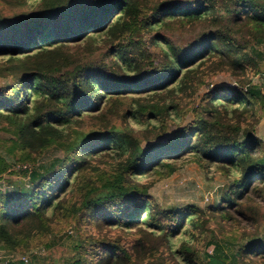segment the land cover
<instances>
[{
    "label": "trees",
    "instance_id": "1",
    "mask_svg": "<svg viewBox=\"0 0 264 264\" xmlns=\"http://www.w3.org/2000/svg\"><path fill=\"white\" fill-rule=\"evenodd\" d=\"M263 43L264 0H0V249L71 233L28 264H264V224L237 249L208 228L264 202ZM194 161L229 181L219 204L158 206L142 180Z\"/></svg>",
    "mask_w": 264,
    "mask_h": 264
},
{
    "label": "rangeland",
    "instance_id": "2",
    "mask_svg": "<svg viewBox=\"0 0 264 264\" xmlns=\"http://www.w3.org/2000/svg\"><path fill=\"white\" fill-rule=\"evenodd\" d=\"M13 10L6 8L5 13H12ZM257 52L260 53L261 69L264 71V43L257 47ZM260 77H256L255 80ZM264 78V77H263ZM218 86L232 85V81L227 77H219L214 82ZM190 118H188V121ZM112 123H122L116 117L110 120ZM255 135L260 138L264 143V114L255 127ZM4 137V134L0 129V138ZM50 154L46 155L45 159H48ZM44 159V160H45ZM208 171V173H206ZM5 179L10 181H20L17 176L4 175ZM145 183H151L149 194L154 202L163 208H181L187 205H195L199 208H205L208 206H216L219 204L221 196L224 194L225 188L229 184L226 178H223L218 170L214 167L211 169H202L197 162H185L184 166L178 171H175L172 175L167 177L163 176L159 178L154 174L148 175L142 180ZM8 186L0 181V189L6 190ZM248 198H252V192L249 191L246 195ZM250 205L254 208L255 213L250 214L245 212L246 215L237 216L232 212H229V216L232 220L222 221L219 218H210L208 228L212 231L217 238L224 242H228L233 245L226 244L227 248L237 249L240 246V234L243 237H248L249 233H253L255 225L264 224V202L261 200L244 202V206ZM254 217V221H252ZM72 234H64L60 238L54 237L48 250L35 251L31 255L40 256L43 262L57 261L59 259L68 257L72 254ZM224 246V245H223ZM209 252L212 250L210 247ZM31 255L18 256L14 254H8L0 249V260L3 262L6 260H27L28 264L31 260Z\"/></svg>",
    "mask_w": 264,
    "mask_h": 264
}]
</instances>
